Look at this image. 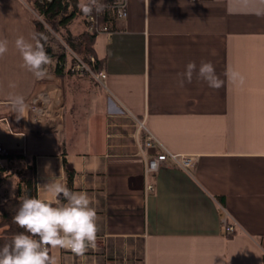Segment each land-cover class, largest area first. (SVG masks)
I'll use <instances>...</instances> for the list:
<instances>
[{"label":"crops","instance_id":"0c3cea01","mask_svg":"<svg viewBox=\"0 0 264 264\" xmlns=\"http://www.w3.org/2000/svg\"><path fill=\"white\" fill-rule=\"evenodd\" d=\"M34 1L0 0V39L8 41L0 57L8 152L0 204L18 182L6 195L5 161L21 170V156L34 159L37 197L53 206L66 202L50 189L68 188V165L72 191L89 195L99 232L83 255L51 248L56 264H264V0H128L111 38L95 37L105 83L69 65L43 79L22 66L15 40L37 33ZM69 29L86 31L83 12ZM192 61H210L222 86L195 75L180 86ZM229 70L244 84L228 79ZM140 121L158 139L153 147H145ZM165 150L195 161L185 168L170 160L146 176L147 156Z\"/></svg>","mask_w":264,"mask_h":264},{"label":"clouds","instance_id":"9594fccd","mask_svg":"<svg viewBox=\"0 0 264 264\" xmlns=\"http://www.w3.org/2000/svg\"><path fill=\"white\" fill-rule=\"evenodd\" d=\"M104 8L105 5L98 0H89V3L81 6L85 15L93 11L102 14ZM46 39L43 33H33L30 40L23 36L15 40V47L23 61L22 66L36 79L49 75L47 66L51 64V57L41 43V40ZM7 51V39H0V57ZM194 75L213 89H219L223 84L210 61H202L199 67L194 61L189 62L181 74L180 86L183 87L185 82L192 83ZM226 76L235 84H244L245 78L237 70H229ZM9 86L15 87L14 83ZM13 104L22 106L23 97H14ZM50 190L55 196L62 195L66 202L53 206L39 198L24 197L13 221L25 231L14 235L11 243L0 247V264H56L55 259L49 255L50 247L67 249L76 255H83L89 248H95L99 225L97 211L90 206L89 195L86 192L70 191L65 185L59 184Z\"/></svg>","mask_w":264,"mask_h":264},{"label":"trees","instance_id":"16d2710c","mask_svg":"<svg viewBox=\"0 0 264 264\" xmlns=\"http://www.w3.org/2000/svg\"><path fill=\"white\" fill-rule=\"evenodd\" d=\"M113 1L99 0V3L105 5L104 11L99 14L103 22L114 19L115 14L110 8ZM87 3H89V0L84 4ZM82 5H80L79 0L34 1V9L42 16V18H35L37 33H43L47 37L46 40H41V43L44 44L47 54L51 57V64L47 66L48 73L64 74L72 51L84 56L89 62H91L90 55H94L96 61L92 67L93 70L98 72L102 69L103 60L98 58L94 48L96 35L87 31L74 35L69 29L71 22L82 13ZM54 61L55 63H53ZM21 157L25 159L26 165L18 173L15 195L0 204V247L6 243H11L14 235L25 231L13 221L22 199L24 197L38 198L35 160L27 156ZM66 171L69 177L68 189L72 191V181L75 173L69 169L68 165ZM2 179L3 177H0V181Z\"/></svg>","mask_w":264,"mask_h":264},{"label":"built area","instance_id":"2783aa9c","mask_svg":"<svg viewBox=\"0 0 264 264\" xmlns=\"http://www.w3.org/2000/svg\"><path fill=\"white\" fill-rule=\"evenodd\" d=\"M110 8H112L115 14L114 18L123 19V18H127L129 15L128 0H114L110 5ZM37 16L38 18H42V16L39 15L38 13ZM111 22L112 20L103 22L100 19L99 14H97L95 11H93V13L90 15H85L86 31L96 36L104 34L108 39H110L113 33V27ZM72 54H73V63L69 67L70 71L79 72V73H90L94 77H96L100 82L102 83L106 82L107 72L104 68V65L102 69L98 72H95L92 68L94 62L96 61V57L94 55H90L91 62H89L82 55H78L73 51ZM139 123H140L139 128L141 129L143 128L147 132L145 147H153L155 143L158 141V139L147 128V126L143 121H140ZM142 153L146 156L144 150H142ZM6 154H8V152L4 147V145L0 142V159L2 156ZM170 160L174 161V164L180 167L187 168L194 163L195 158L187 155H179L169 150H165L155 155L147 156L145 175L146 176L155 175L163 165H167L168 163H170ZM154 189H155V184L153 182H148L147 190L152 191ZM226 223L227 221L225 219L226 230L228 232H233L236 228V224L235 223L226 224ZM50 251H51V247L48 249L49 253Z\"/></svg>","mask_w":264,"mask_h":264},{"label":"rangeland","instance_id":"374dc122","mask_svg":"<svg viewBox=\"0 0 264 264\" xmlns=\"http://www.w3.org/2000/svg\"><path fill=\"white\" fill-rule=\"evenodd\" d=\"M73 63V54L69 55V62L68 65L70 66ZM5 161V160H4ZM8 165V174L5 175V183L7 186V189L4 190L5 194L8 195L10 194V191L12 189V185L16 180H18L17 173L21 168V163L18 161H5Z\"/></svg>","mask_w":264,"mask_h":264}]
</instances>
